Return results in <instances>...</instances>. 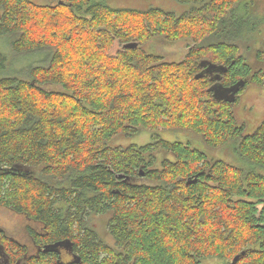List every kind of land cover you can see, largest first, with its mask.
<instances>
[{"label": "trees", "instance_id": "trees-1", "mask_svg": "<svg viewBox=\"0 0 264 264\" xmlns=\"http://www.w3.org/2000/svg\"><path fill=\"white\" fill-rule=\"evenodd\" d=\"M54 1L0 0V39L46 58L9 72L0 50V205L40 225L27 228L35 254L2 238L7 251L23 264H264V120L245 134L234 112L249 85L264 88L249 62L264 18L247 0H175L183 13ZM156 38L193 44L170 62L145 49ZM241 80L234 103L214 99L215 84ZM160 129L233 143L247 165ZM143 132L152 142L115 143Z\"/></svg>", "mask_w": 264, "mask_h": 264}, {"label": "rangeland", "instance_id": "rangeland-1", "mask_svg": "<svg viewBox=\"0 0 264 264\" xmlns=\"http://www.w3.org/2000/svg\"><path fill=\"white\" fill-rule=\"evenodd\" d=\"M38 4H55L54 0H31ZM250 3L248 12L254 14L256 17L264 18V0H247ZM111 6L114 8H131L139 10H148L150 8H161L165 11H173L176 13H183L191 8L190 5H183L175 0H113ZM243 12V11H242ZM1 13V12H0ZM255 45L253 52L249 56L251 64H258L264 71V61L259 62L257 59V52L264 50V23L260 25L259 30L255 32ZM192 41L183 40L176 43H169L162 38H156L145 46V49L154 54L163 56L166 61L180 62L188 53L192 46ZM248 47V46H247ZM0 50L12 58L9 66V72L15 70L22 71L31 64L43 63L45 53L39 52L36 54L23 55L15 57L10 47L8 39H0ZM244 53H246L244 51ZM255 64V65H256ZM2 70H0L1 72ZM235 116L240 125L245 126V134L253 133L260 123L264 120V88H259L255 85H249L241 94L238 104L234 107ZM159 134L163 139L169 141H183L190 143L192 146L205 151L210 158L220 159L238 165H247L242 161L234 151L233 143H229L222 149L209 150L202 139L196 137L189 132H173L170 130L160 129ZM153 133L143 132L138 136L132 138H123L117 140L115 143L119 145L136 144L138 146L146 145L152 142ZM163 157V155H162ZM148 183V181H142ZM108 216H97L94 218V224L103 237L112 243L108 235L107 220ZM35 226L33 221H30L25 215H15L5 208H0V228L4 229L8 234L19 238L23 243L30 245L31 242L28 237V226ZM66 259H69L67 255ZM221 260L212 259L206 260L202 264H221Z\"/></svg>", "mask_w": 264, "mask_h": 264}, {"label": "flooded vegetation", "instance_id": "flooded-vegetation-1", "mask_svg": "<svg viewBox=\"0 0 264 264\" xmlns=\"http://www.w3.org/2000/svg\"><path fill=\"white\" fill-rule=\"evenodd\" d=\"M1 207L7 209L8 211L12 212L15 215H23L21 213L13 212L12 210L0 205V208ZM29 226L34 228V229H36V230L40 228V225H38V223L35 226H32V225H29ZM29 226H28V228H29ZM2 238H10L11 240H15L17 243H19L20 246L22 244H25V243L22 242L21 239L15 238L14 236L8 234V232H6L4 229L0 228V264H23L21 257H18L12 251L11 252L7 251V249L4 246V244H2L3 243ZM33 246H34L33 243H31V246L28 245V250H29V252H31V254H35L36 251H37V249L35 247H33ZM60 249H61V252L68 251V249L70 251L69 244L68 243H63V247H61ZM67 254L69 255V252ZM70 255H71V257L73 256V254H70ZM66 257H64V258L66 259Z\"/></svg>", "mask_w": 264, "mask_h": 264}, {"label": "water", "instance_id": "water-1", "mask_svg": "<svg viewBox=\"0 0 264 264\" xmlns=\"http://www.w3.org/2000/svg\"><path fill=\"white\" fill-rule=\"evenodd\" d=\"M1 18V13H0ZM129 49H134L138 47L137 43H129L125 46ZM219 80V78H218ZM246 86V82L244 80L239 81L235 85L231 87H224L222 84H215L210 90L213 93L214 99L218 101H227V102H235L237 94ZM238 257H236L235 261H237ZM234 261V262H235Z\"/></svg>", "mask_w": 264, "mask_h": 264}]
</instances>
